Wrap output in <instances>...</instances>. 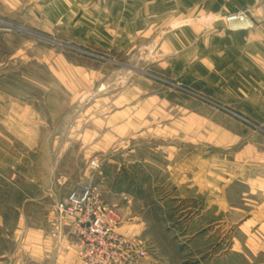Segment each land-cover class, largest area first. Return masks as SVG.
<instances>
[{
	"label": "rangeland",
	"instance_id": "rangeland-1",
	"mask_svg": "<svg viewBox=\"0 0 264 264\" xmlns=\"http://www.w3.org/2000/svg\"><path fill=\"white\" fill-rule=\"evenodd\" d=\"M231 1L217 15L225 28H261L250 5L264 0ZM49 3L0 0V264H79L56 204L87 184L120 215V234L135 235L124 231L135 214L154 226L140 264H179L168 163L194 146L218 163L263 161L264 74L238 51L214 75L155 38L115 43L111 18L90 31L79 14L51 19Z\"/></svg>",
	"mask_w": 264,
	"mask_h": 264
},
{
	"label": "crops",
	"instance_id": "crops-1",
	"mask_svg": "<svg viewBox=\"0 0 264 264\" xmlns=\"http://www.w3.org/2000/svg\"><path fill=\"white\" fill-rule=\"evenodd\" d=\"M49 2L51 19L80 16L90 31H97L94 21L111 18L112 24L108 26L115 43L136 44L146 42V37L155 38L154 42L161 43L162 49L177 52L179 58L189 54L199 64L207 63L206 69L214 75L221 73L219 67L226 72L227 61L233 51H238L241 58L252 60L248 62L254 69L250 74H264L259 61L264 58V18L260 19L261 28L256 30H228L217 15L233 10L231 0ZM253 4L250 6L254 15L264 17V1ZM201 10H209V17H198ZM202 25L208 26V30L201 31ZM234 39L239 46H233ZM259 67L262 68L258 70ZM180 150L176 149V155ZM199 151L194 146L168 163L174 172L177 192L172 197L180 204L178 218L183 221L182 227L178 226L181 234L176 243L179 264H264V159L218 163L202 157ZM131 220L125 234H135L145 246L156 242L152 223L137 214Z\"/></svg>",
	"mask_w": 264,
	"mask_h": 264
},
{
	"label": "built area",
	"instance_id": "built-area-1",
	"mask_svg": "<svg viewBox=\"0 0 264 264\" xmlns=\"http://www.w3.org/2000/svg\"><path fill=\"white\" fill-rule=\"evenodd\" d=\"M234 18L230 16L228 21ZM91 164L97 166L96 162ZM56 212L60 224L68 222L65 238L74 247L79 264H140L148 258V248L135 235L125 236L117 231L120 215L102 202L91 184L57 202Z\"/></svg>",
	"mask_w": 264,
	"mask_h": 264
},
{
	"label": "bare ground",
	"instance_id": "bare-ground-1",
	"mask_svg": "<svg viewBox=\"0 0 264 264\" xmlns=\"http://www.w3.org/2000/svg\"><path fill=\"white\" fill-rule=\"evenodd\" d=\"M232 23H238V24H244V25L247 24L246 20L241 16H235L234 20H232ZM232 23H231V25H232ZM229 24H230V21H229Z\"/></svg>",
	"mask_w": 264,
	"mask_h": 264
}]
</instances>
